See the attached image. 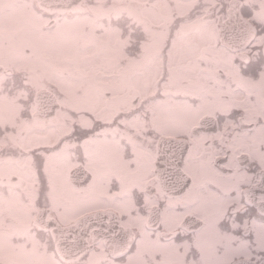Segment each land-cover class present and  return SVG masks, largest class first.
Masks as SVG:
<instances>
[{
    "label": "snow or ice",
    "instance_id": "obj_1",
    "mask_svg": "<svg viewBox=\"0 0 264 264\" xmlns=\"http://www.w3.org/2000/svg\"><path fill=\"white\" fill-rule=\"evenodd\" d=\"M79 28L123 57L78 42L34 87ZM0 101V264H264V0H0Z\"/></svg>",
    "mask_w": 264,
    "mask_h": 264
},
{
    "label": "flooded vegetation",
    "instance_id": "obj_2",
    "mask_svg": "<svg viewBox=\"0 0 264 264\" xmlns=\"http://www.w3.org/2000/svg\"><path fill=\"white\" fill-rule=\"evenodd\" d=\"M145 32L148 36V42L141 45L142 49L147 50L152 46L154 42L155 33L151 29V22L144 18ZM78 42H93L95 47L92 52L88 53V56L100 55L101 63L118 62L123 57V47L127 43V40H121L119 35L110 34L99 41H94L90 33H87L83 28L76 30V35L73 44L70 48L62 50L63 54H54L47 49L41 48L35 58L27 64L19 65L20 68H26L28 71L34 74L32 83L34 87H44V81L50 80V73L53 69L60 71H68L70 65L64 61L70 60L68 53L76 46ZM82 76L87 77V73L83 69H79ZM57 84L63 92V100L60 102L67 107L79 109L85 103V98L89 95V90L94 81L91 77L87 79H79L75 81H53ZM80 93L79 95L77 93ZM123 103V99H121ZM114 108H119V105H113ZM15 107L11 104H6L0 101V113H6L9 117L15 115ZM82 123H86V120L81 119ZM10 139H13L10 137ZM0 143H3L0 140ZM30 188V185L26 187V191ZM53 193V197H54ZM4 204V210L7 212L9 224L7 227L11 230L26 229L32 222V217L28 215L24 206L19 205L16 200H9L2 202ZM38 264H49L47 259H40Z\"/></svg>",
    "mask_w": 264,
    "mask_h": 264
}]
</instances>
